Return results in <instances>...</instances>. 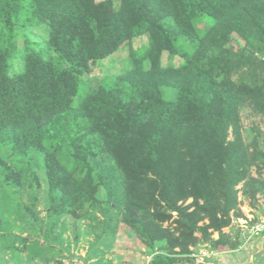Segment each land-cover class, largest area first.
<instances>
[{"label":"trees","instance_id":"obj_1","mask_svg":"<svg viewBox=\"0 0 264 264\" xmlns=\"http://www.w3.org/2000/svg\"><path fill=\"white\" fill-rule=\"evenodd\" d=\"M256 118L264 0H0V178L39 224L12 247L60 245L40 264H219L197 246L238 250L264 195Z\"/></svg>","mask_w":264,"mask_h":264},{"label":"rangeland","instance_id":"obj_2","mask_svg":"<svg viewBox=\"0 0 264 264\" xmlns=\"http://www.w3.org/2000/svg\"><path fill=\"white\" fill-rule=\"evenodd\" d=\"M107 9L109 10V6ZM38 30L40 35L42 36L41 38L44 39L46 32V25L41 24ZM145 42H146V36L144 35L138 36L132 40L131 46L132 48H136ZM238 44L239 43H237L235 40L232 39H230L227 42V45L232 49H237L239 47ZM124 46H126V44H124L119 51L114 53L115 60H119L121 57L127 55L128 51L124 48ZM12 71L13 72L18 71V67L13 66ZM103 74L104 72L101 71L95 72V74H93V77H95L94 78L95 80H93V82L101 78ZM255 121H256L255 123L256 125L264 129V119L256 118ZM130 191L131 190H129V192ZM17 197L18 196H16V194L12 192L11 187L3 183L0 178V220H2V223L0 224V264H36V263L40 264L44 256L48 257L53 255V257H56V255L59 254L58 248H60V245H57V242L53 243L55 248L54 247L48 248L45 246L43 248L39 247L38 250L40 251L41 256L38 258L33 257L35 252H37V246L32 245V247L24 249V251L16 247L19 246L20 243L19 236H21L22 234L27 232L31 235L30 238H32L35 237L36 234L40 233L38 230L39 224L38 223L35 224L34 221L29 220V218L25 216L23 211H21L18 208ZM240 197H241V209L246 218H248V216H251L253 214H257L258 216L264 214V195H258L256 203H252L251 201H249L248 197L246 196H240ZM128 200L134 201V198L131 194H129ZM40 203H42L40 204L41 208L43 204L45 206L48 204V198L45 194H41ZM238 223L239 221H237V224ZM151 229L155 231L157 229V225L156 227L154 226ZM56 231H52L50 235H54L55 239L60 241V238L57 237L60 235H57ZM63 237L66 238V241L69 242V248H70L69 252L73 254L72 259L75 260L78 259V257L76 256L77 253H80V255L82 256L84 255L86 251V243L81 241L79 243L80 249L79 250L76 249V247L73 246V239L69 228L64 231L62 238ZM122 238L124 237H121V239ZM12 242L16 244L15 247H12L11 245ZM63 246L64 244L62 245V247ZM197 250H199V252L197 251L198 260H203L204 258H207L206 255L209 252V245L197 246ZM211 256H213V254H211ZM261 259H264V233L260 234L256 238L248 237L243 243V245L240 246V248L236 251L222 252L220 255L217 254V257L215 258L212 257L213 262L216 260V262H218L219 264L220 263L222 264L223 262H227V261H229L230 264H253L254 262H258V264H263V262L260 261ZM51 264H55V263H53L51 260ZM136 264H142V262L138 261Z\"/></svg>","mask_w":264,"mask_h":264},{"label":"built area","instance_id":"obj_3","mask_svg":"<svg viewBox=\"0 0 264 264\" xmlns=\"http://www.w3.org/2000/svg\"><path fill=\"white\" fill-rule=\"evenodd\" d=\"M251 218L252 215L248 216V218L246 217L240 218L238 221L241 226L248 228V232L250 235L259 234L260 232L264 231V216H260L255 223L249 225L248 221Z\"/></svg>","mask_w":264,"mask_h":264},{"label":"clouds","instance_id":"obj_4","mask_svg":"<svg viewBox=\"0 0 264 264\" xmlns=\"http://www.w3.org/2000/svg\"><path fill=\"white\" fill-rule=\"evenodd\" d=\"M253 215H254V214H253ZM253 215H252V218H253ZM261 216H264V214L261 215ZM244 217H245V215H244ZM259 217H260V216H258V218H259ZM240 218H243V217H239L238 220H239ZM252 218H251V219H252ZM238 220H237V221H238ZM238 225L240 226V228H243V226H241L240 223H238ZM243 229H245V230L248 232V228H245V227H244ZM263 232H264V231H263ZM248 234H249V232H248ZM215 236H216V233H215ZM248 237H251V235L249 234ZM242 245H243V244H242ZM199 246H200V245H199ZM202 246H203V245H202ZM197 251L199 252V250H197ZM198 252H197V254H198ZM222 252H223V251H221V250H214V249H210V248H209V252H208V254H207L206 256H207L208 259H212V257L215 258V257H217V254L220 255ZM197 254H195V256H197ZM211 254H213V256H211ZM147 259H148V258H147ZM225 263H226V264H230V263H227V262H225ZM120 264H124V263H120Z\"/></svg>","mask_w":264,"mask_h":264}]
</instances>
